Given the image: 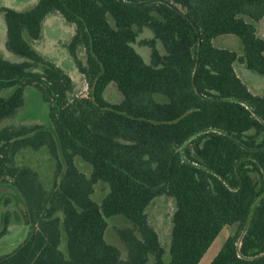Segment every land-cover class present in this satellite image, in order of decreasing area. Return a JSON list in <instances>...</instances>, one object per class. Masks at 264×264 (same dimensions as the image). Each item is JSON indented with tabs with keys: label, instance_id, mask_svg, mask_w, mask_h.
Segmentation results:
<instances>
[{
	"label": "trees",
	"instance_id": "1",
	"mask_svg": "<svg viewBox=\"0 0 264 264\" xmlns=\"http://www.w3.org/2000/svg\"><path fill=\"white\" fill-rule=\"evenodd\" d=\"M2 11L6 47L22 59L0 55V187H13L24 207L0 210V239L14 218L27 234L0 264H198L234 225L210 264H264V94L237 71L264 76V0H37ZM56 13L75 26L65 46L86 93L36 45ZM145 27L151 63L134 47ZM222 35L239 38L242 51L216 44ZM112 82L118 102L105 96ZM31 87L50 121L7 124ZM42 147L56 162L50 187L17 162L23 149ZM99 181L109 184L100 202ZM161 196L174 202L169 263L148 213ZM118 214L131 221L117 228L126 254L105 238Z\"/></svg>",
	"mask_w": 264,
	"mask_h": 264
},
{
	"label": "rangeland",
	"instance_id": "2",
	"mask_svg": "<svg viewBox=\"0 0 264 264\" xmlns=\"http://www.w3.org/2000/svg\"><path fill=\"white\" fill-rule=\"evenodd\" d=\"M17 3H22L21 9H26L31 7L37 0H15ZM4 3H10L9 0H0V55L10 59V60H18L22 59V57L17 56L6 47V30L3 29V25L5 22L4 13L2 11V7L6 5H2ZM13 4V3H12ZM8 6V5H7ZM16 6V5H11ZM19 9V7L17 8ZM20 9V10H21ZM64 19V18H63ZM63 20L58 17H52L50 23L47 22L45 29V36L47 42H44L42 46V53L51 58L53 56L57 57V62L62 65H66L68 71L74 78L76 83V91L79 94L86 93L87 84L83 78V75L80 74L78 69L75 67L73 63V59L67 49V47H62L57 44L62 41L63 44H66L64 41H68V37L66 33L63 35L61 29H63ZM258 34L264 37V17L257 23ZM63 35V36H62ZM153 31L145 27L144 30L138 36V42L134 43V47L136 50L142 55L143 59L147 63L152 62L151 58V48L148 45L141 44V40L144 38L153 37ZM57 38H54V37ZM64 38V40H59V38ZM53 38V40L51 39ZM51 41H48V40ZM46 41V40H45ZM216 44L222 47H229L235 49L239 52L242 51V43L239 38L233 35H222L215 39ZM42 44V43H41ZM58 45V46H57ZM158 47L162 52H165V48L161 41H158ZM66 52V55L64 54ZM80 56L84 58V53L80 52ZM71 58L68 59V58ZM69 60V61H68ZM71 66V67H70ZM72 69L74 71H72ZM71 70V71H70ZM237 71L239 75L248 83L251 90L253 92L264 94V76L259 74L256 71L248 70L244 67V65L238 64ZM105 96L108 100L112 102H118L123 98L122 92L119 90L115 82L110 83L107 86ZM50 121L49 118V105L45 102L40 92L31 87L28 89L26 93V104L24 107L20 108L18 112L7 119V124H19L21 122L24 123H32V122H42L48 123ZM17 162L20 164H29L34 166L41 175V179L46 186H52L54 182V173L56 162L51 156L47 147H42L40 149L33 148H25L17 155ZM76 163L80 167L81 170L86 172L88 175L92 172V165L85 160H83L80 156L76 157ZM109 192V184L103 181H99L95 185V192L93 194V198L97 201H102L103 198ZM0 197L9 198V202L5 206L0 203V210H12L19 211L24 205L17 199L16 191L13 187L9 185L0 187ZM2 202V200H1ZM18 204H17V203ZM174 211V202L172 198L168 196H161L156 198L151 205L148 207V213L150 216V220L152 224L157 228L160 233L162 244L166 249L164 253V259L166 263H169L171 255L169 252V244L171 239V227H172V214ZM108 227L105 231V238L108 242L113 243L121 248L124 254H126V246L122 242L118 232V227L131 225V221L122 214L110 216L108 219ZM236 230V226H225L219 234L216 236L206 253L201 258L198 264H210L212 259L216 256V254L221 249L223 243L225 242L227 236ZM27 234V230L21 223L12 222L10 225V232L0 239V254L5 251H9L16 245L22 242ZM66 233L64 232L62 243L60 245L61 249L67 252L66 248ZM152 259L148 261L146 264H151Z\"/></svg>",
	"mask_w": 264,
	"mask_h": 264
},
{
	"label": "crops",
	"instance_id": "3",
	"mask_svg": "<svg viewBox=\"0 0 264 264\" xmlns=\"http://www.w3.org/2000/svg\"><path fill=\"white\" fill-rule=\"evenodd\" d=\"M10 1V3H4V4H2V5H8L9 7H13V8H18L19 7V10L21 9V7H22V3H17L15 0H9ZM32 1H35V0H32ZM13 3V4H12ZM11 5H16V6H11ZM52 17H58L59 19L61 18L63 21L62 22H64L63 23V29H61L62 30V32H63V35L66 33V36L68 37V39L70 40V38L73 36V34H74V32H75V26L73 25V24H71V23H68V22H66L64 19H63V17L60 15V14H52V15H50V16H48V18L45 20V23H44V33H43V37H42V39H41V41H39L36 45H37V47H38V49L40 50V51H42V46H43V44H44V42H47V39L48 38H46V36H45V29H46V24H47V22L48 23H50V21H51V19H52ZM3 29H5L6 30V23H4V25H3ZM62 35V36H63ZM51 37H54V36H51ZM6 38H7V32H6ZM54 38H57V37H54ZM64 38L65 37H63L62 39L61 38H59V40H64ZM52 40H53V38H51ZM58 39V38H57ZM46 40V41H45ZM68 40V41H69ZM48 41H51L50 39L48 40ZM68 41H64L65 43H67ZM51 42H53V41H51ZM42 43V44H41ZM58 45H59V47L60 46H62V47H65V44H63L62 43V41L60 42V43H57ZM57 45V46H58ZM64 54L66 55V52H64ZM51 58H53V59H55L56 61H57V57L56 56H53V57H51ZM65 59H67V55H66V58ZM68 59H70L71 60V58L69 57ZM69 61V60H68ZM65 65V64H64ZM71 71V70H70ZM72 71H74L73 69H72Z\"/></svg>",
	"mask_w": 264,
	"mask_h": 264
}]
</instances>
